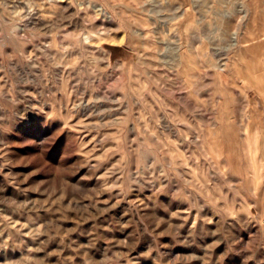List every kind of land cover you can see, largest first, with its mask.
<instances>
[{"label":"rangeland","instance_id":"obj_1","mask_svg":"<svg viewBox=\"0 0 264 264\" xmlns=\"http://www.w3.org/2000/svg\"><path fill=\"white\" fill-rule=\"evenodd\" d=\"M0 264H264V0H0Z\"/></svg>","mask_w":264,"mask_h":264}]
</instances>
